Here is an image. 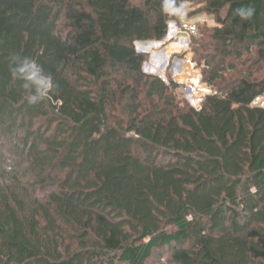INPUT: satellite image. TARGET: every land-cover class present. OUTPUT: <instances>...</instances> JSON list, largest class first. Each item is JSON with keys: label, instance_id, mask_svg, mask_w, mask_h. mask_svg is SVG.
I'll return each mask as SVG.
<instances>
[{"label": "trees", "instance_id": "trees-1", "mask_svg": "<svg viewBox=\"0 0 264 264\" xmlns=\"http://www.w3.org/2000/svg\"><path fill=\"white\" fill-rule=\"evenodd\" d=\"M190 3L217 23L200 109L134 45ZM23 57L53 77L35 105ZM262 96L264 0H0V264H264Z\"/></svg>", "mask_w": 264, "mask_h": 264}, {"label": "rangeland", "instance_id": "rangeland-1", "mask_svg": "<svg viewBox=\"0 0 264 264\" xmlns=\"http://www.w3.org/2000/svg\"><path fill=\"white\" fill-rule=\"evenodd\" d=\"M134 1L141 3L144 0ZM171 13L175 20L170 23L172 27L169 38L165 37L159 44L137 45L135 42L134 45L136 49L149 52L144 53L147 55L146 63L150 64L149 69L163 74L165 81L173 79L181 84L179 96L191 107L198 109L206 95L214 94L215 89L203 82V67H199V58L195 57L191 44L194 38H200L201 32L217 25L216 18L203 11L201 4H185L182 11L172 9ZM164 50L165 52H162ZM144 66L145 64L143 70ZM255 104L264 107V96L258 98Z\"/></svg>", "mask_w": 264, "mask_h": 264}, {"label": "clouds", "instance_id": "clouds-1", "mask_svg": "<svg viewBox=\"0 0 264 264\" xmlns=\"http://www.w3.org/2000/svg\"><path fill=\"white\" fill-rule=\"evenodd\" d=\"M178 10H183V4L175 5ZM186 14V13H185ZM255 14V8L241 6L235 10V15L242 20L250 19ZM12 76L21 82L24 90V101L35 105L46 100L54 90L53 77L45 72L43 66L31 57H23L11 68Z\"/></svg>", "mask_w": 264, "mask_h": 264}, {"label": "water", "instance_id": "water-1", "mask_svg": "<svg viewBox=\"0 0 264 264\" xmlns=\"http://www.w3.org/2000/svg\"><path fill=\"white\" fill-rule=\"evenodd\" d=\"M171 27H172V26L170 25V26H169V29H168V33H167V35H166V39L169 38ZM137 43H139V44H144V45H148V44H159L160 42H150V41H149V42H137ZM137 51L140 52V53H149L148 51L143 50V49H140V48H137ZM162 52H165V50L162 51ZM151 60H152V56H151L150 61H151ZM149 65H150L149 63H145L144 71H145L146 73L153 74V75H158V76L164 78V75L161 74L160 72H155V71L149 69ZM164 67H165V65L162 66L161 68L163 69ZM207 95H210V94H207ZM198 109H200V108H198Z\"/></svg>", "mask_w": 264, "mask_h": 264}]
</instances>
